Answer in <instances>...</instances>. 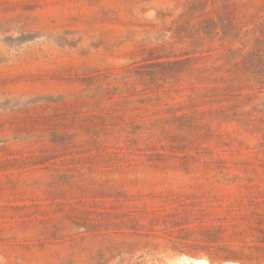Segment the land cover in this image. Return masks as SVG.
Masks as SVG:
<instances>
[{"label":"rangeland","instance_id":"rangeland-1","mask_svg":"<svg viewBox=\"0 0 264 264\" xmlns=\"http://www.w3.org/2000/svg\"><path fill=\"white\" fill-rule=\"evenodd\" d=\"M255 53L264 0H0V264H264Z\"/></svg>","mask_w":264,"mask_h":264},{"label":"trees","instance_id":"trees-1","mask_svg":"<svg viewBox=\"0 0 264 264\" xmlns=\"http://www.w3.org/2000/svg\"><path fill=\"white\" fill-rule=\"evenodd\" d=\"M230 24L227 25H221V28L224 30H227L229 28ZM216 29V27H215ZM219 34L216 33L214 34L211 39H214L216 36H218ZM228 35V33L223 32V37ZM209 35L204 34L201 36H197L194 37V39L191 41L192 46H196V45H201V42H205L206 38ZM264 56V53H262L261 56H259L257 53L250 55V59L253 60L254 58H257V60L259 61L261 57ZM186 61H189L188 59ZM264 62V60H262ZM255 68H257V65H254ZM183 74L188 75L189 74V78L192 79V81L194 82V84L199 85V84H209L212 83L211 86H205L202 89H193L192 92L194 93V97L193 99H198V98H204L206 99V101L204 103L210 102H216L219 103L218 100L219 97H231L234 95H239V93H237L238 91H240L241 87H238L234 82V79L229 78V75H217V76H213L212 74H210L208 77H205V73L207 72L205 69H201V68H196L195 65H183L182 67V71ZM228 72V71H227ZM262 71L258 72H254V75L252 76L253 79L252 80H264V76L261 75ZM198 91L199 94H198ZM210 116L212 118L218 119V120H222V121H228V120H235L237 122H239V117H241V115H238L237 113L233 112V108H220L218 110H213L211 112H209ZM131 142V141H130Z\"/></svg>","mask_w":264,"mask_h":264},{"label":"bare ground","instance_id":"bare-ground-1","mask_svg":"<svg viewBox=\"0 0 264 264\" xmlns=\"http://www.w3.org/2000/svg\"><path fill=\"white\" fill-rule=\"evenodd\" d=\"M193 260H195V259H193ZM197 261H198V260H197ZM202 261H203V260H202ZM199 262H200V261H199ZM199 262H198V263H199ZM189 263H191V264H192L193 262H189ZM194 263H195V262H194ZM194 263H193V264H194ZM205 263H206V262H205ZM202 264H203V263H202ZM230 264H231V263H230ZM232 264H233V263H232Z\"/></svg>","mask_w":264,"mask_h":264}]
</instances>
